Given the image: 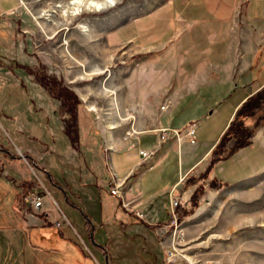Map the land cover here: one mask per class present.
Segmentation results:
<instances>
[{
  "label": "rangeland",
  "instance_id": "1",
  "mask_svg": "<svg viewBox=\"0 0 264 264\" xmlns=\"http://www.w3.org/2000/svg\"><path fill=\"white\" fill-rule=\"evenodd\" d=\"M71 1H0V142L17 154L11 157L0 150V264H22L23 226L14 215H6L8 202L15 197L14 183L8 175L17 180L36 179L38 183L30 191L43 198V206L48 202L52 216L61 217L60 209L65 206L60 196L55 203L46 192L45 187L55 196L56 188L42 166L68 195H79L75 200L90 218L101 217L107 222L108 217L114 218V212L115 218H125V208L120 199L117 202L119 196L109 189L114 184V161L117 153L123 152L118 159L128 163L139 155V146L151 149L158 136L145 129L152 126L150 118L154 115L158 125L169 128L182 130L193 122L194 140L184 136L187 140L177 143L179 139L170 134L160 139L156 153L131 170L132 183L124 198L136 194L145 197L156 191L149 200L153 214L166 218L170 208L167 185L179 177L188 161L200 158L179 186L171 187L180 207L187 209L188 194L195 183L202 192L197 205L178 218L176 229L168 224V216L166 230L156 233L164 246L163 257L171 250L172 258L183 259L184 264H264L263 102L252 114L243 116L245 123L253 125L252 140L241 147V152L220 159L209 167L205 177L201 176L209 161L208 153L201 154L218 140L242 101L241 95L264 77V57L252 62L251 56L250 66L234 75L232 83L215 74L217 62L223 60L219 28L226 26L230 12L213 10L211 2L205 0H192L184 6L185 0H170L180 18L177 27L184 29H178L176 36L160 47L135 46L131 41L105 45L102 38L113 24L163 0H82L86 4L76 14L71 13L76 7ZM98 1L103 7L95 6ZM242 5L246 9L241 14L249 24L264 28V0H244ZM181 15L188 22L182 23ZM157 20L162 25L167 16ZM162 27L154 32L161 35ZM200 63L203 72H194ZM200 74L205 77L203 81ZM39 81L57 88V97ZM70 91L79 99L74 107L78 117L75 142L67 137L63 126L70 129L75 123L58 98ZM167 96L174 106L159 109L158 104ZM104 131L113 138L125 139L128 145L118 152L104 149ZM229 142L231 139L225 144ZM24 155L33 158L32 166ZM149 163L153 164L151 168H147ZM243 175L254 181L249 179L243 187L224 182ZM198 176L184 194L176 191L183 182ZM212 181L217 186H212ZM74 250L83 258L79 249ZM87 251L86 264H102L101 257L95 253L97 262ZM164 261L170 262L165 257Z\"/></svg>",
  "mask_w": 264,
  "mask_h": 264
},
{
  "label": "crops",
  "instance_id": "2",
  "mask_svg": "<svg viewBox=\"0 0 264 264\" xmlns=\"http://www.w3.org/2000/svg\"><path fill=\"white\" fill-rule=\"evenodd\" d=\"M191 1L192 0H185L183 2V6L189 4ZM201 1H204V0H198V2H201ZM206 1L211 2L210 7L213 10L226 9L228 10V12H230L229 19L225 21L226 26L223 29L219 28L221 31V34L219 36H220L221 43H222V47L220 49H222L223 60H220V62H217L216 71H214V73L215 74L216 72L220 73L219 74V76H221L220 78L227 77L225 81L228 80L227 82L232 83V80L234 79L236 74L243 72L247 68V66H250L251 63L249 64L248 60H251L250 59L251 56H253L252 57L253 59L251 60L252 62L257 57L258 58L264 57V28H260L257 25L251 24V22L249 24V21H247L248 18L244 17V15L241 14L243 12L242 9H244V12L246 9L245 6L242 5V2L244 0H205V2ZM214 14L218 16V13L214 12ZM164 15L165 17L167 16V20H166L167 22H164L162 24L163 25L162 34L159 35L158 33L154 32L156 30V27H159L161 29V26H162L160 25L162 21L157 20V18H160ZM178 19H180L178 17V11H176L175 9L173 10L170 0H163L160 3L154 5L153 7H150L148 10L143 11L142 13H137V15L133 17H130L126 20L124 19L123 21L119 23L113 24L111 28H109L106 32H104L102 41L104 42L105 45H111V44L117 45L125 41H131L134 43L135 46L139 45V46H146V47L148 46L149 47H152V46L160 47L166 41L167 42L171 41L173 37L176 36L178 29H180V31L184 29V28H180V26L179 28L177 27L176 23L178 22ZM181 19L183 21L182 23L188 22L189 20L188 18L182 15H181ZM154 38L156 40L153 41ZM240 55L242 56L239 59ZM243 56L245 57L244 59H242ZM196 68L195 70L193 69L194 72H197V73L203 72L201 63L200 65L196 66ZM198 77L202 81L205 78L203 77L202 74H200ZM250 81H252V79H250L249 82ZM263 83H264V77L261 78V80H259L258 82H256L253 85V87H251L243 95H241L240 97L241 100H243L248 95V93H251ZM173 104L174 102L171 103V106L168 108L170 109L171 107H173L174 106ZM159 109L161 108L159 107ZM154 118H155V115L151 116L150 121L152 122L151 123L152 126H149L148 128H146L145 131L146 130L155 131L154 133H156V136H158V133H157L158 130L154 127L159 126L161 124L158 125V123L156 122L157 120ZM93 126L98 129L97 124H95L94 122H93ZM114 126L115 125H113L112 127ZM184 128L185 127H183V129ZM98 130L101 131L102 129H98ZM141 131H144V130L139 129V132ZM103 134H105V137H106V143L103 146L104 149L106 150L111 149V150L118 152L119 148L121 149V148H124V146L128 145L125 139L124 140L121 138L116 139V137L113 138L106 131H104ZM252 135H251V140H252ZM170 136H173V135L170 134ZM157 140H158V137H157ZM177 140L178 139H176V141ZM182 140H187V139L181 138L179 139V141H177V143H180ZM154 144L155 142L153 143V145ZM152 146L150 148H152ZM156 146L157 144L154 146L156 148V150L154 151L155 153L157 149H159ZM209 147L205 149V151L203 152V154H201V156L209 152L211 148ZM241 147L242 146L238 147V149L235 152L229 155L234 156V154L241 152L243 149ZM6 148H4V146L2 145V142H0V150L2 151V153L9 154L11 157H15L17 155L15 152L8 151ZM15 150H17V152L19 153H22L18 150V148H15ZM122 153L116 154L117 156L116 161H114L115 166H116L115 176L117 180L120 182L118 189H120L122 192L121 198H123V200L125 199L128 200L129 207L124 206L121 202L120 203L123 206V208H125V210H130V208L138 209L141 215H145L141 219L145 220L146 222L152 223L155 221H161L160 225L155 227V232L159 234L160 232H163L164 230H166L164 226L167 225L166 223L168 221L167 220L168 216L164 219H161V218H155V214H153L154 212L153 211L154 209L152 208L153 203L151 204L152 201L150 202L149 200H151V197L156 191L147 194L145 197L138 196L136 194V195H132L131 197L129 196V198L128 197L124 198L125 193L127 192V189L131 187V183H132L130 180V178L132 177L131 170L134 169L137 165H141L145 163L146 161L144 160L140 161L138 157L139 155H138L130 159L128 163H124V161L121 162L122 160L118 159V156ZM226 157L227 156H225L224 158ZM199 159L200 158L198 157L196 160L187 162L183 170L180 172L181 174L179 175V177L175 181L167 185L168 193L171 187L175 189L176 186H179L184 174L186 175L187 173H189V171L197 165L196 162ZM152 165L153 164L149 163L147 165V168H151ZM42 167H41L42 168L41 170L43 172L48 171V169L45 166H42ZM7 175L8 174H5V176ZM8 176L10 180H12V182L14 183V186L12 188H13V192L15 193V197L13 198L12 201L8 202V206L10 207V209L6 211V215L7 216L14 215L15 217L18 218V220H20V224L23 226V236H22V241L20 244L21 254H22L21 255L22 264H86V260H87L85 256L86 254L83 253L80 246L72 242V240H70L69 238H65L59 241V243L57 244V248L55 250H49V251H40L41 249L27 244L28 239L26 238V235H27L26 231L28 230L29 227L46 225L48 223H51L53 226H60L62 223H64V219H65L68 223L70 220L72 221L74 226L73 224H71L70 228L74 232L76 229L81 228V217H79L78 211H76L72 206L66 203H63L65 206V209L64 210L60 209L62 211L61 217L58 215L52 216L51 214L52 212L48 209L50 208V205L48 204V202L44 204L45 206L42 205L43 198L40 200L38 207L31 206L26 201V198H25L27 193H29L30 190L25 192L23 200L20 199V195L22 193L21 190L23 189L21 185L22 178L20 180H17L10 175ZM26 179H31V178H23V180H26ZM249 179H251V176L243 175L240 177H235L231 180L225 179L224 182L228 185L235 184L237 187H243L247 185V182L249 181ZM251 181H254V180L251 179ZM45 186L46 185H43V187ZM62 186L63 185H61V188L65 189ZM180 187H177L176 191L180 189ZM161 188L165 189L166 187L164 186V188L163 187ZM45 189H46V192L49 193L51 200L55 202L54 196H52V194L48 191L46 187ZM185 191L181 192V194H184ZM55 194H57V196L59 197L60 191L56 190ZM73 194L76 195L75 193ZM113 195L118 197V194L117 195L113 194ZM77 197L79 198V195ZM60 198L61 200H63L61 196ZM117 199H118L117 200L118 202L119 198ZM85 213L88 215L87 211ZM112 216L114 218L117 217L115 212L112 214ZM100 218L99 220L92 219V221H95V222L102 221L100 220ZM111 218L112 217H108L106 221L107 222L111 221ZM65 228L66 227H64V229ZM66 230L68 231L67 228ZM67 231H65L64 233L69 234L70 232H67ZM160 246L163 249L164 246L161 242H160ZM74 248L79 249L80 254L81 256H83V258H79L78 256L79 252L76 254ZM67 253H69V255ZM25 255L28 256L26 259L24 258Z\"/></svg>",
  "mask_w": 264,
  "mask_h": 264
},
{
  "label": "trees",
  "instance_id": "3",
  "mask_svg": "<svg viewBox=\"0 0 264 264\" xmlns=\"http://www.w3.org/2000/svg\"><path fill=\"white\" fill-rule=\"evenodd\" d=\"M46 89L51 95H58V93H55L57 92L55 90L57 88L54 89L51 85L46 84ZM61 97V108L69 112L71 122L75 123L70 129L66 126V124L63 126L67 132V137H69L72 142H75V140L78 139L76 123L78 117L77 111L74 107L78 103L79 99H77L76 96L73 95V92L71 93V91L63 93ZM70 98H72L73 101ZM262 102L264 103V83L251 93H248V95L242 101H240V104L235 107V110L229 118L227 125L222 129L223 131L221 132V135L219 136L218 140L213 143L214 145L210 148L207 154L209 161L202 169L201 176L205 177L209 172V167L217 163L225 156L235 152L238 147L246 145L251 141L253 125L245 123L243 116L252 114L256 107L262 104ZM258 118L260 119L261 116L259 115ZM228 139H231V142L225 144ZM221 151H224V153ZM24 157L26 159L25 161L30 163L32 166L33 158H30V156L27 155H24ZM44 175L50 180L51 185L56 188V190L60 191L59 195L62 197L63 203L69 204L76 211H78L79 217H81V228L76 229L73 232V230L70 228L71 224H73L70 219L69 223L64 219V223H62L60 226H53L51 223L41 226H32L26 231L28 245L35 246L41 249L40 251L55 250L59 241L69 238L72 240V242L81 247L84 254L88 255V249L91 256L96 259V253L103 260L102 264L185 263L184 260L180 258H176L170 262L164 261L161 250L162 247L157 240V235L155 232V227L160 224L161 221H155L152 223L146 222L131 212V210H125L127 215L125 218H112V220L109 222L92 221V218L88 217L80 204H78L75 200L78 195H73V197L68 195L67 191L61 188V184L59 182L50 178L48 171H45ZM199 178L200 176L192 179L191 181H185V184L183 182L179 191H185L188 185L194 184L199 180ZM212 182V186H217L216 181ZM37 183L38 182L36 179H22L21 185L23 189L21 190L22 193L20 195V199L23 200L25 192L35 187ZM109 184H111V182H109ZM198 184L199 183H195L190 194H188V209L187 207H180L179 204L177 205L178 208L176 209L179 219L182 217V215L186 214L189 209L197 205V200L199 199V195L202 192L201 187ZM57 198L58 196L56 194L54 196L55 203H57ZM64 227H66L68 231L66 228L64 229ZM63 230L70 233L66 234Z\"/></svg>",
  "mask_w": 264,
  "mask_h": 264
},
{
  "label": "built area",
  "instance_id": "4",
  "mask_svg": "<svg viewBox=\"0 0 264 264\" xmlns=\"http://www.w3.org/2000/svg\"><path fill=\"white\" fill-rule=\"evenodd\" d=\"M170 100L167 97H164L163 100L158 104V106L161 109H167L168 107H170ZM154 128H156L158 131V140L157 142H155V144L152 146L151 149H145L143 147H139L138 149V154H139V159L140 160H144L145 158H147L148 156H150L152 153H154V151L156 150V148L154 147L156 144H158L160 139H163L165 136H167L169 133L171 135H173L176 139H181L182 137H186L188 138L189 141H193L194 140V124L193 122L188 124L187 126H185L184 130L179 129V128H169L165 125H159V126H155ZM128 131L130 132V130L128 129ZM120 182L117 180L116 176H115V180H114V184H112L110 186V192L113 194H118L120 202L124 205V206H128L129 202L126 200H123L122 197V192L120 191V189H118ZM173 189L171 188L169 193H168V200L170 203V208L167 210V214L169 216V223L171 227H173L174 229H176V225L178 222V216L177 213L175 212V208L176 205H178L179 200L178 197H176L175 195H172ZM26 201L34 207H38L39 202H40V196L37 195L36 192L34 191H30L27 195H26ZM134 214L141 217L140 212L135 209L133 210ZM175 234V233H174ZM165 254V253H164ZM165 260L166 261H171L174 258H172L171 255V250H167L166 254H165ZM172 258V259H171Z\"/></svg>",
  "mask_w": 264,
  "mask_h": 264
},
{
  "label": "bare ground",
  "instance_id": "5",
  "mask_svg": "<svg viewBox=\"0 0 264 264\" xmlns=\"http://www.w3.org/2000/svg\"><path fill=\"white\" fill-rule=\"evenodd\" d=\"M112 2L111 0H108L107 1V3L108 2ZM83 1L82 0H74V1H71L70 3H72V4H75V6L76 7H72V9H71V13H74V14H76V13H78L79 12V10H80V8H82V5H84V4H86V3H82ZM89 6L91 5V4H88ZM95 6L96 7H103V3L102 2H95ZM188 258V260H190L191 261V258L190 257H187Z\"/></svg>",
  "mask_w": 264,
  "mask_h": 264
},
{
  "label": "flooded vegetation",
  "instance_id": "6",
  "mask_svg": "<svg viewBox=\"0 0 264 264\" xmlns=\"http://www.w3.org/2000/svg\"><path fill=\"white\" fill-rule=\"evenodd\" d=\"M23 66V65H22ZM35 68V67H34ZM39 82H41V84H43V87L46 89V84L44 85V83L42 82V81H39ZM47 85H51V83H48ZM50 94V93H49ZM51 95V94H50ZM51 96H56V95H51ZM61 96V95H60ZM57 97V96H56ZM59 98V101L61 100V98L60 97H58Z\"/></svg>",
  "mask_w": 264,
  "mask_h": 264
}]
</instances>
